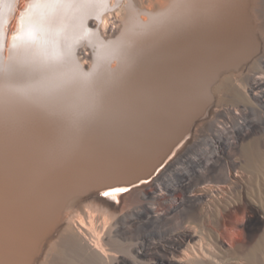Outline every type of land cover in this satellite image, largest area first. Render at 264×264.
<instances>
[{
  "label": "bare ground",
  "instance_id": "bare-ground-1",
  "mask_svg": "<svg viewBox=\"0 0 264 264\" xmlns=\"http://www.w3.org/2000/svg\"><path fill=\"white\" fill-rule=\"evenodd\" d=\"M263 171L264 0H0V264H227Z\"/></svg>",
  "mask_w": 264,
  "mask_h": 264
},
{
  "label": "rangeland",
  "instance_id": "rangeland-1",
  "mask_svg": "<svg viewBox=\"0 0 264 264\" xmlns=\"http://www.w3.org/2000/svg\"><path fill=\"white\" fill-rule=\"evenodd\" d=\"M254 141L255 138L251 137L246 140V143H254ZM162 169L160 171H162ZM149 182L150 181L144 182V184ZM251 182V186L253 187L249 188L250 199L254 203L264 206V171L259 172L257 179L251 180ZM223 203H226L225 199L223 200ZM223 203H219L220 207L223 206ZM230 216V221L235 229L233 228L232 232L230 230L227 231V229L219 231V234L222 236L227 248L226 251H224L225 255L228 257L227 264H264V222H260L259 227L255 230V232L250 233V231L248 232V230L243 228L242 230H239L241 229L239 223H242V220L243 222L253 223L254 218L252 213H242L236 211ZM235 225L237 226L235 227ZM236 228L238 231H236ZM214 233L216 234V232ZM247 233L250 234L248 235Z\"/></svg>",
  "mask_w": 264,
  "mask_h": 264
},
{
  "label": "snow or ice",
  "instance_id": "snow-or-ice-1",
  "mask_svg": "<svg viewBox=\"0 0 264 264\" xmlns=\"http://www.w3.org/2000/svg\"><path fill=\"white\" fill-rule=\"evenodd\" d=\"M128 189L126 188H123V187H115V188H111L109 190H106L102 193L103 196L105 197H110L112 196L113 194H120V193H123L125 191H127Z\"/></svg>",
  "mask_w": 264,
  "mask_h": 264
}]
</instances>
